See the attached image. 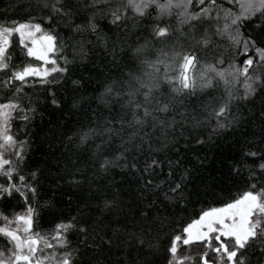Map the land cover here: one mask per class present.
<instances>
[{
    "label": "snow or ice",
    "instance_id": "obj_1",
    "mask_svg": "<svg viewBox=\"0 0 264 264\" xmlns=\"http://www.w3.org/2000/svg\"><path fill=\"white\" fill-rule=\"evenodd\" d=\"M228 2L231 3L232 0ZM108 3L109 0H84L83 4L75 5L70 0H40L37 6L47 10L49 24L61 20L71 24L74 15L81 12L85 14L87 22L73 24L71 28L73 33L81 35V39L77 41L81 59L87 55L82 38L85 32L96 35L98 40L102 39L97 25L98 17L110 16L111 23L117 24L127 19H136L137 16L143 18L150 15L148 10L152 7L157 9L161 18L175 14L181 27L189 25L191 40L195 44L188 50L161 49L155 59L147 56L150 42L141 44L132 51V58L138 61L139 74L128 72L124 74L126 79L120 77L104 83L103 92L100 94L102 98L116 96L127 100L122 106L125 114L120 122L121 129L128 130V136L121 137L119 155L99 160L101 171L106 172L121 166L122 161L123 166H127L128 154L135 156L143 153L145 145L150 151L153 150L149 129L155 132L159 127L161 135L168 134L169 125L157 113L166 115L170 111V105L164 103L160 106L159 102L153 105L154 96L159 93L162 82L175 85L173 91L177 93L193 91L197 79L201 87L211 88L214 82L223 84L225 97L212 112L221 129L229 127L228 116L233 100H247L255 96L259 88L264 87V0H244L239 14L218 4L217 0H209L207 6L199 11L190 10L193 0H126L123 7L120 3L106 9L101 7ZM204 4L205 0H197L198 6ZM24 7L31 13L32 5ZM128 7L135 10L132 17L127 14ZM204 23L208 27L197 37V25ZM14 34H18L19 45L26 50V55L42 61L44 66L28 65L11 70L15 65L10 68L8 58L11 37ZM168 35V26L153 25L154 40L166 38ZM58 37L59 33L55 30L45 33L41 23L14 21L12 26H0V72H6L8 77L0 80V84L10 91V95L0 102V174L5 178L0 183V201L9 200L15 195L22 198L27 205L25 215H18L14 220H10L8 216L3 217L7 223L0 226V236L6 238V241L4 248L0 249V264H87L82 260L84 253L80 247L73 246L69 241L68 237L72 232H78L86 238V247L95 253L94 264H159L158 260L150 257L157 256L161 247L164 254L163 264H196L197 257L199 264H264V148L261 147L245 153L246 157L259 159L261 162L255 169H248L245 187L239 194L230 201H224L223 206L196 213V218L181 226L178 232L173 226L167 244H162L160 233L170 223L171 212L185 210L194 199L198 200L201 196L196 187L189 188L191 173L187 169L173 179V170L179 166V161L169 162L168 181L153 185L152 180L148 179L143 185L145 191H151L153 195L161 198V203L169 215L158 214L161 212L160 206H156L152 200L144 204L142 199L134 229L123 225L105 231L98 224L90 225L73 216L58 223L49 233L33 231V217L39 213L29 203V197L33 200L36 198L38 185L25 183V176L18 174L25 157V148L24 142L12 134L10 125L15 112H20L23 120L28 121L30 117L27 112L34 113L35 108L22 107L21 89L13 85L14 82H23L28 77H38L41 82L48 83V77L54 73H67V65L72 61L63 56L64 66H59L57 59L52 58V54L63 52L66 48L62 41L58 43ZM221 42L224 52L212 61L202 62L197 49H214ZM103 43L107 46L106 39ZM76 48L77 45H73L74 52ZM249 52L253 55H248ZM111 55L112 62L116 63L115 48ZM241 55L245 57L242 64L235 63V59ZM177 61L178 81L170 78L167 72L170 64ZM161 65L165 67L163 74L160 71ZM241 81L242 95L236 88ZM72 83L79 85L80 81L74 80ZM53 103L56 101L53 100ZM73 107L78 105L74 104ZM114 133L119 134L114 127L90 126L87 131L78 132L76 137L69 136L68 140L71 142L78 138L79 145H85L97 137H107L110 141ZM162 146L166 147V144ZM101 147L102 145H97L98 153ZM159 166L160 162L153 158L151 163H146L143 171L147 174ZM131 167L135 169L136 165L133 163ZM61 171L62 168L58 165L54 180L63 178L59 176ZM234 172L239 174L240 169L234 168ZM14 175L17 177L16 181L13 179ZM79 175L77 170V174L67 182L79 187L83 183ZM30 177L32 181H36L37 173L32 172ZM118 207L115 201L106 199L101 213L105 210L114 212ZM115 223L120 224L118 220ZM12 224L16 227H11ZM89 236L93 238L90 244L87 243ZM188 246L194 247L189 251ZM181 249H184L183 253Z\"/></svg>",
    "mask_w": 264,
    "mask_h": 264
},
{
    "label": "trees",
    "instance_id": "obj_2",
    "mask_svg": "<svg viewBox=\"0 0 264 264\" xmlns=\"http://www.w3.org/2000/svg\"><path fill=\"white\" fill-rule=\"evenodd\" d=\"M70 2L80 5L84 0ZM243 2L244 0H232L231 3L228 0H217L218 4L237 14L241 12L240 5ZM39 3L40 0H0V26H12L14 21L41 23L45 32H58V43L62 41L66 45L63 52L56 54L58 65L64 66L63 56L72 61L67 65V73H54L48 77V83L29 77L23 82L16 81L13 85L21 89L22 107L35 108L34 113L27 112L30 117L28 121L23 120L18 111L13 114L11 121L12 134L24 142L25 148V157L18 174L25 176V183L38 185L36 198L33 200L29 197V203L39 213L33 217L35 231L49 233L58 223L73 216L90 225L98 224L105 231L123 225L134 229L142 199L144 204L152 200L156 206H160L161 212L158 214L169 215L161 203V198L153 195L151 191H145L143 187L148 179L152 180L153 185L168 181L169 162L179 161V166L173 170V179L187 169L191 173L189 188L196 187L201 196L198 200L194 199L185 210L171 212L170 223L160 233L162 244H167L173 226L178 232L181 226L196 218V213L223 206L224 201H230L239 194L245 187L248 169H255L261 162L259 159L246 157L245 153L258 147L264 148V87L259 88L256 95L247 100H233L228 116L229 127L221 129L212 112L225 97L223 84L214 82L211 88L201 87L197 79L193 91L177 93L173 91L175 85L162 82L159 93L154 96L153 105L157 102L160 106L164 103L170 105V111L166 115L157 113L169 125L168 134L161 135L159 127L155 132L149 129L153 150L150 151L145 145L143 153L135 156L128 154L127 166H123L122 161L121 166L106 172L101 171L99 160L119 155L121 137L128 136V130L121 129L120 122L125 114L122 106L127 100L116 96L102 98L100 94L103 92L104 83L124 77L128 72L139 74L138 61L132 58V51L146 42H150L147 50L150 59H155L161 49H190L195 44L191 40L190 26L181 27L175 14L159 17L155 7L148 10L150 15L143 18L137 16L136 19H127L117 24L111 23L110 16L98 17L97 25L102 39L98 40L96 35L85 32L82 38L87 55L81 59L77 44L81 35L73 33L71 28L73 24H85V14L81 12L74 15L71 24H66L63 20L49 24L47 10L38 7ZM117 3L123 7L126 0H109L107 5L101 7L106 9L116 6ZM208 3L209 0H205L204 5L198 6L197 0H193L190 10L199 11ZM27 5L33 6L31 13L24 7ZM127 14L132 17L135 10L128 7ZM155 24L168 26L169 35L154 40L152 29ZM207 27V23L197 25L195 35L199 37ZM104 39L107 40V46L103 43ZM18 41V36H13L9 48L8 62L10 68L15 65L11 69L13 71L37 64L26 55V50ZM73 45H77L75 52ZM113 48L116 50V63L112 62ZM197 52L202 62L212 61L224 52L223 43L214 49H197ZM248 55L253 53L249 52ZM244 59L241 55L235 59V63L242 64ZM160 71L164 73V65L160 66ZM167 72L170 78L178 81V61L171 63ZM54 77L59 79L55 80ZM7 78L6 72H0V80ZM74 80L80 81L79 85H74ZM236 88L242 95L243 82L237 84ZM9 95L10 91L0 84V102ZM53 100L56 101L55 104ZM74 104L78 107H73ZM97 125L114 127L119 134L114 133L110 141L107 137H97L85 145H79L78 138L71 142L68 140L69 136L76 137L78 132L87 131L90 126ZM98 144L102 145L99 153ZM158 148L160 150L155 151ZM153 158L160 162V166L146 174L143 171L146 163H151ZM133 163L136 165L135 169L131 167ZM58 165L62 168L59 176L63 178L54 180ZM234 168H239L240 173L234 172ZM77 170L83 183L74 187L67 181L77 174ZM32 172L37 173L36 181L31 180ZM14 178L16 181L17 177ZM106 199L115 201L118 209L111 213L107 210L101 213ZM26 208L22 198L15 195L9 200L0 201V212L4 216H14ZM117 220L119 225L115 223ZM68 238L73 246H79L84 253L82 260L87 264H94L95 253L86 247V238L78 232L70 233ZM92 239L91 236L87 237V243H92ZM5 241L6 238L0 236V249L4 248ZM192 247L194 246H188L189 251ZM209 254L212 255L211 252ZM150 258L163 264V247L157 256ZM196 264H199L198 257Z\"/></svg>",
    "mask_w": 264,
    "mask_h": 264
},
{
    "label": "rangeland",
    "instance_id": "obj_3",
    "mask_svg": "<svg viewBox=\"0 0 264 264\" xmlns=\"http://www.w3.org/2000/svg\"><path fill=\"white\" fill-rule=\"evenodd\" d=\"M45 33H48V32H45ZM15 35L18 36V34H14L13 36H15ZM38 35H39V34H38ZM13 36L11 37V40H12ZM18 38H19V36H18ZM56 54H57V53L52 54V58L56 59ZM30 58H32V57H30ZM32 59L35 60L34 58H32ZM35 61H36L37 64H34V65H32V66H34V67H42V66H44L42 61H38V60H35ZM57 64H58V62H57ZM47 67L51 68L52 65H47ZM28 78H29V77H28ZM36 78H38V77H36ZM10 127H11V125H10ZM14 177H15V175H14ZM14 177H13V179H15ZM4 179H5V178L3 177V175L0 174V183H3V182H4ZM14 181H15V180H14ZM18 186H19V185H18ZM26 212H27V208H26L25 210H23L22 212H20V213L14 215V216L9 217V219H10V220H14L16 216H18V215H25ZM3 217H4V215H2L1 212H0V226H4V225L7 223V222H5V221L3 220ZM11 227L15 228L16 225H15V224H12ZM33 231L35 232V230H34V225H33ZM48 251H52V250H48Z\"/></svg>",
    "mask_w": 264,
    "mask_h": 264
}]
</instances>
